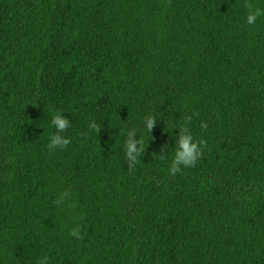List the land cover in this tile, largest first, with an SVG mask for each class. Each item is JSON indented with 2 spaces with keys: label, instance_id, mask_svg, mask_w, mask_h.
<instances>
[{
  "label": "trees",
  "instance_id": "trees-1",
  "mask_svg": "<svg viewBox=\"0 0 264 264\" xmlns=\"http://www.w3.org/2000/svg\"><path fill=\"white\" fill-rule=\"evenodd\" d=\"M252 6L0 0V264H264ZM182 135L201 156L169 175Z\"/></svg>",
  "mask_w": 264,
  "mask_h": 264
},
{
  "label": "clouds",
  "instance_id": "clouds-1",
  "mask_svg": "<svg viewBox=\"0 0 264 264\" xmlns=\"http://www.w3.org/2000/svg\"><path fill=\"white\" fill-rule=\"evenodd\" d=\"M264 15V10H261L259 7L252 6L250 7L249 13L246 16V23L248 25L254 24L257 19ZM51 123L56 126L58 130H63L68 126V121L65 118H62L61 114L53 116ZM153 126V120L151 117L148 118L146 122V127L151 129ZM193 138L191 135H182L179 140L178 149L175 151L172 164L168 169L169 175H175L179 171V165H183L185 168L194 167L197 163L198 158L201 156V151L196 143H193ZM142 143V142H140ZM69 141L66 139H61L60 137H53L50 141L48 147L54 148L56 145L67 146ZM126 155L129 158H133L135 155H138V151L135 148V143L128 142L125 146ZM133 163H137V160L133 159ZM67 193H62L60 200L57 203L63 201ZM69 235H78V227L73 229ZM39 264H47L46 258L42 259Z\"/></svg>",
  "mask_w": 264,
  "mask_h": 264
}]
</instances>
